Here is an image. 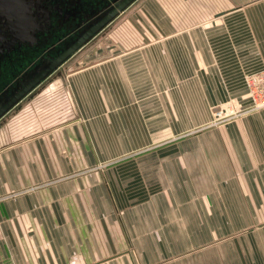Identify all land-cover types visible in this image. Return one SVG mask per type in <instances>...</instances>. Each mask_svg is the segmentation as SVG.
<instances>
[{
	"label": "crops",
	"instance_id": "obj_1",
	"mask_svg": "<svg viewBox=\"0 0 264 264\" xmlns=\"http://www.w3.org/2000/svg\"><path fill=\"white\" fill-rule=\"evenodd\" d=\"M173 3L39 93L50 127L0 123V264H264V108L208 116L264 67V0Z\"/></svg>",
	"mask_w": 264,
	"mask_h": 264
},
{
	"label": "flooded vegetation",
	"instance_id": "obj_2",
	"mask_svg": "<svg viewBox=\"0 0 264 264\" xmlns=\"http://www.w3.org/2000/svg\"><path fill=\"white\" fill-rule=\"evenodd\" d=\"M118 1L0 0V123L102 30L104 26L50 69L54 60Z\"/></svg>",
	"mask_w": 264,
	"mask_h": 264
},
{
	"label": "rangeland",
	"instance_id": "obj_3",
	"mask_svg": "<svg viewBox=\"0 0 264 264\" xmlns=\"http://www.w3.org/2000/svg\"><path fill=\"white\" fill-rule=\"evenodd\" d=\"M173 2L174 0H133L127 7H125L122 11H120L106 26H104L102 30H100L96 35H94L91 39L86 41L79 49H77V51L73 53L65 61V63L61 64L48 77V79L42 83L40 87H37L31 93V95L25 97L21 102V104L16 109H12L5 117L7 119V122H9V120H12V126H13L15 122L14 119L15 113L20 112L21 110L20 108L22 107V105L26 106L32 104L33 105L32 111L30 110V112L27 113L31 118H35L34 122L37 123V126H35L34 128L40 127L39 129H43L50 127L51 124L50 122H54L55 120L54 119L51 120V116L44 110H39L40 104H37L36 101L43 97H44L43 99H40L41 101L47 99L45 97H51L52 100L55 101L56 100L62 101L63 90L61 86H57L56 88L53 89L54 90L53 92L49 91L48 95H45L46 93H42V94L39 93L43 92L44 90H47V87L51 89L52 87L50 85L52 84L54 85V83H52L53 81L55 80L63 81L70 73L74 72L76 69L82 66L90 65L92 63H95L96 61H100L101 59L109 58L113 53L112 49L114 48V46H116L115 44L118 40L117 37L119 36V32L121 33L127 31L129 32L144 31L146 29L151 28V24L157 25L152 21L155 20L158 21L157 16L164 14L165 9L168 10L173 9L172 8L174 4ZM166 4L169 5L170 7H168ZM162 21L164 20L162 19ZM228 89L234 90V89H238V87L231 86V88ZM245 93L246 91L241 94L238 93L234 95H228V97H226L224 102H220L219 104H216V107L214 109L210 108L208 116L212 117L211 116L212 114H210L212 110L218 112L220 110H224L227 112L228 108L232 107L233 110L236 111L237 108H239V106L241 107L243 105L241 102L245 100L246 97H248L247 93L246 94ZM187 100H189V98ZM186 104L187 103H184V105ZM35 107L36 109H34ZM53 108H55L56 120L60 119V117H57L58 116L57 112H59L60 110L58 111L56 110L62 107L54 106ZM167 114L168 117L170 116V119L169 118L167 119L168 125L172 126V122L178 121V120H173V118H171L172 112H170L169 110ZM219 116L222 115L220 114ZM64 120L67 121L68 119H64ZM203 120L204 119H200L199 122ZM67 122L69 124L70 120H68ZM147 153L148 152L143 150H137L134 152H118V156H117L116 155L117 152L114 151L99 152V151L90 150L87 152V157L93 159L95 158L109 159V158H121V157L125 158L131 155V157L142 158L143 156H146ZM206 250L207 248L205 247L188 249L183 252V256L189 254L190 255L196 254V253L199 255L205 254ZM168 251L170 255H176L175 248H168Z\"/></svg>",
	"mask_w": 264,
	"mask_h": 264
},
{
	"label": "built area",
	"instance_id": "obj_4",
	"mask_svg": "<svg viewBox=\"0 0 264 264\" xmlns=\"http://www.w3.org/2000/svg\"><path fill=\"white\" fill-rule=\"evenodd\" d=\"M244 84L249 100L248 105L243 108L239 106L236 111L232 109L233 115L264 108V67L245 74Z\"/></svg>",
	"mask_w": 264,
	"mask_h": 264
},
{
	"label": "water",
	"instance_id": "obj_5",
	"mask_svg": "<svg viewBox=\"0 0 264 264\" xmlns=\"http://www.w3.org/2000/svg\"><path fill=\"white\" fill-rule=\"evenodd\" d=\"M133 0H119L115 2L113 9L105 14L97 23L93 24L88 30L81 35L76 41H74L70 47L66 48L52 63L50 69L55 68L59 63L65 59L70 53H72L81 43H83L90 35L105 26L109 21L120 11H122ZM25 91V90H24Z\"/></svg>",
	"mask_w": 264,
	"mask_h": 264
}]
</instances>
